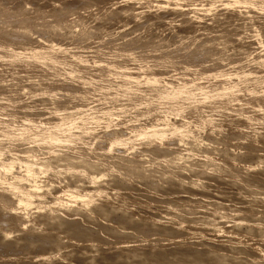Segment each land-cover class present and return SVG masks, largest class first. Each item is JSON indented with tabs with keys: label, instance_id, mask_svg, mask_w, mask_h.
<instances>
[{
	"label": "rangeland",
	"instance_id": "374dc122",
	"mask_svg": "<svg viewBox=\"0 0 264 264\" xmlns=\"http://www.w3.org/2000/svg\"><path fill=\"white\" fill-rule=\"evenodd\" d=\"M158 1L159 4L157 0H0V128L4 124L18 131L28 122L34 121L38 125L52 122L54 125L66 120L60 122V131L68 128L79 138L86 136L77 139L85 141L82 143L87 146H82L77 139V143L73 140L69 143L73 145L65 144L66 147L62 144L55 145L56 148L52 146L56 150L59 148L57 151L66 148L64 150L69 153L65 156L67 153L61 150L56 160L51 155L55 150L51 153V148L49 150L46 143V146L41 143V147L48 148V158L52 156L55 164L60 160L71 163L69 160L78 159L79 162L81 157L87 159L96 154L95 158L91 157L92 161H99L98 167L83 158V163L80 161L83 165L90 164L85 170L89 173L84 176L79 174L82 164L73 161L71 164L75 168L80 167L69 171L71 174L66 169L56 170L61 162L53 164L57 167L51 169L53 174L50 170L39 173L41 180L54 177L49 183L52 186L44 184L41 187L40 184L35 190L40 191L43 200L50 201L59 196L58 199L65 202L63 206L52 207L55 210L49 208L54 215H50L47 208L48 211L39 208L33 212L38 209L37 203L28 211L33 213H26L24 219L17 217V205L10 197L13 194L0 187V192L6 191L3 192L6 195L0 193V197L3 196L0 198V241L2 233L8 231L10 238L7 237V241L13 239L0 243V264H250V261L251 264H264V22L254 19L261 14L255 7L247 10L241 7L249 0ZM64 5L68 8L62 10ZM117 71L128 73V76H121ZM181 87L184 90H180ZM158 89L170 93L181 91L182 98L175 103L176 111L167 108L174 99L157 98ZM187 95L193 99L187 100ZM215 102L217 104L213 106ZM72 110L75 113L68 114ZM75 110L80 115L77 116ZM200 116L210 122L197 125L192 136H186L182 141L172 139L175 122L196 121ZM83 118L97 124L90 126L89 121V124L82 122ZM162 120L171 124L165 128L167 138L164 136L163 141L167 140V144L159 140L135 145L123 143L125 139H131V127L144 128L150 123H164ZM86 126L90 127L83 128ZM4 136H0V145L6 147L5 150L12 147V151L8 148L10 153L20 155L19 150L25 144L27 148L22 151L29 155L27 159L33 160L30 155H34L38 163L40 146L27 140L32 147H38L36 156L34 151H25L31 148L26 140L20 144L21 139L15 142L13 136ZM115 136L121 141L109 145L108 138ZM159 143L162 150L159 149V153L155 150L156 155L153 149ZM75 144L85 150L80 147L74 150ZM190 146L193 147L189 150ZM44 147L41 152L45 151ZM76 149L82 153L75 154ZM86 150L92 153L87 155ZM171 150L178 151V156ZM57 151L54 155H59ZM190 151L193 153L188 154ZM7 152H4L5 156H8ZM168 152L174 159L170 160ZM42 154L46 151L40 158ZM179 155L183 156L179 159ZM43 157L41 160H45L46 156ZM98 157L100 160H96ZM113 159L116 161L111 162ZM100 161L106 163L103 164L106 169L110 162L113 163L114 170L110 165L107 172ZM21 164L23 161L15 163L17 166L8 170L13 173L7 172L4 178L10 180L9 176L21 171ZM91 168L96 172L101 168L103 172L99 174L104 173V177L94 180ZM37 179L39 182L40 178ZM76 183L83 191L81 198L78 196L72 201L73 197L69 198L65 192L67 197H61L63 192L60 190ZM55 191H59V195ZM77 199L82 203H77ZM40 209L47 211L48 217L46 213V216L41 215ZM36 212L43 217L37 216ZM11 213H15L16 219ZM25 217H28V223ZM1 225H8L9 228L5 227L8 230L2 231ZM31 227L38 230L34 232Z\"/></svg>",
	"mask_w": 264,
	"mask_h": 264
},
{
	"label": "bare ground",
	"instance_id": "6f19581e",
	"mask_svg": "<svg viewBox=\"0 0 264 264\" xmlns=\"http://www.w3.org/2000/svg\"><path fill=\"white\" fill-rule=\"evenodd\" d=\"M27 1V0H26ZM157 2H158V4H159V1L157 0ZM162 4V3H161ZM60 5V4H59ZM58 5V6H59ZM54 6V5H53ZM52 6V7H53ZM38 7V6H37ZM67 6H65L64 5V8H62V10H65V8H66ZM68 8V7H67ZM39 9V8H38ZM155 9V8H154ZM15 10V9H14ZM31 10V9H30ZM12 11V10H11ZM37 11V10H36ZM36 11L34 12V13H36ZM59 11H60V9H59ZM58 11V12H59ZM13 12V11H12ZM11 13V12H10ZM29 13V12H28ZM60 13V12H59ZM156 13V12H155ZM50 14V13H49ZM4 15V14H3ZM18 15V14H17ZM7 16V15H6ZM21 16V15H20ZM36 16V15H35ZM51 16V15H50ZM23 18V17H22ZM45 18V17H44ZM20 19V18H19ZM30 19V18H29ZM26 21V20H25ZM55 21V20H54ZM5 22V21H4ZM25 23V22H24ZM28 24V23H27ZM41 24V23H40ZM43 24V23H42ZM36 25V24H35ZM38 25V24H37ZM19 26V25H18ZM29 26V25H28ZM51 27V26H50ZM56 27V26H55ZM9 28V27H8ZM44 29V28H43ZM56 29H57V27H56ZM12 30V29H11ZM36 30V29H35ZM3 32V31H2ZM9 33V32H8ZM12 37V36H11ZM18 37V36H17ZM36 38V37H35ZM42 38V37H41ZM47 38V37H46ZM44 40V39H43ZM40 41V40H39ZM33 42V41H32ZM38 42V41H37ZM260 43H262V41L260 42ZM262 45H263V43H262ZM261 45V46H262ZM260 46V45H259ZM129 55V54H128ZM61 56V55H60ZM130 56V55H129ZM48 58V57H47ZM46 58V59H47ZM51 58H53L52 56H51ZM57 58V57H56ZM166 58V57H165ZM188 59V58H187ZM50 60V59H49ZM98 60V59H97ZM165 60V59H164ZM59 61V60H58ZM106 61V60H105ZM25 62H27L26 60H25ZM31 62H33V61H31ZM50 62V61H49ZM64 63V62H63ZM47 64V63H46ZM49 64H52V63H49ZM61 64V63H60ZM114 64V63H113ZM53 65V64H52ZM110 65V64H109ZM112 65V64H111ZM115 65V64H114ZM20 66V65H19ZM115 67V66H114ZM123 67V66H122ZM130 67V66H129ZM193 67V66H192ZM43 68V67H42ZM104 68V67H103ZM126 68V67H125ZM109 69V68H108ZM123 69H124V67H123ZM122 69V70H123ZM96 70V69H95ZM120 71V70H119ZM38 73V72H37ZM134 73V72H133ZM117 74H119V75H121V76H128V73L126 74V73H123V72H118L117 71ZM131 74H132V72H131ZM130 74V75H131ZM182 74V73H181ZM34 75V74H33ZM173 75V74H172ZM45 76V75H44ZM32 77V76H31ZM47 77V76H46ZM135 77V76H134ZM194 77V76H193ZM137 78V77H136ZM146 78V77H145ZM148 79H151V76H150V78H148ZM152 79L153 80H157L156 79V77H154L153 78V76H152ZM163 79V78H162ZM57 80V79H56ZM132 80H134V79H132ZM147 80V79H146ZM239 80V79H238ZM173 81V80H172ZM122 82H124V81H122ZM147 83H148V81H146ZM218 82V81H217ZM142 83V82H141ZM154 83V82H153ZM181 83V82H180ZM179 83V84H180ZM121 84V83H120ZM122 85H124V83L122 84ZM127 85V84H126ZM126 85H124V86H126ZM223 85V84H222ZM62 87V86H61ZM120 87V86H119ZM122 87V86H121ZM150 87V86H149ZM183 87V86H182ZM179 88L180 90H184L183 88ZM184 87H185V85H184ZM254 87V86H253ZM45 88V87H44ZM160 88H161V86H160ZM159 88V89H160ZM162 88H164V87H162ZM176 88V87H175ZM119 89V88H118ZM147 89H150V88H147ZM158 89V90H159ZM166 89V88H165ZM170 89V88H169ZM174 89V88H173ZM178 89V88H177ZM218 89V88H217ZM217 89H215V90H217ZM65 90V89H64ZM135 90V89H134ZM143 90V89H142ZM153 90V89H152ZM177 91V90H174L173 91V93H170L169 91H167V90H162L161 89V91L159 92V95H158V99L160 100V99H164V98H168V100H170L169 98H171V99H174L170 104H169V107H167L169 110H174V109H176V107H175V103L177 102V100L178 99H180V98H182V93H181V91ZM124 91V90H123ZM125 91H127V90H125ZM154 91V90H153ZM119 92H121V90L119 91ZM185 92V91H184ZM188 92H190V91H188ZM211 92V94L212 93H214V91H210ZM244 92V91H243ZM85 93V92H84ZM106 93V92H105ZM123 93V92H122ZM186 93V92H185ZM191 93H193V92H191ZM194 93H195V91H194ZM193 93V94H194ZM130 94V93H129ZM138 94V93H137ZM198 94V93H197ZM81 95V94H80ZM79 95V96H80ZM131 95H133V94H131ZM136 95V94H135ZM155 95H157V94H155ZM195 95V94H194ZM114 96V95H113ZM119 96V95H118ZM137 96V95H136ZM213 96V95H212ZM103 97H104V95H103ZM126 97V96H125ZM133 97V96H132ZM154 97V96H153ZM156 97V96H155ZM209 97H211V96H209ZM106 98V97H105ZM131 98V97H130ZM136 98V97H135ZM140 98H142V97H140ZM199 98V97H198ZM80 99V98H79ZM151 99V98H150ZM150 99H148V100H150ZM192 100L193 99V96H191V95H187V100ZM200 99V98H199ZM204 99V98H203ZM136 100V99H135ZM228 100V99H227ZM84 101V100H83ZM153 101H155V100H153ZM179 101V100H178ZM183 101H185V100H183ZM221 101V100H220ZM210 102V101H209ZM208 102V103H209ZM223 102H227V101H223ZM218 103H219V101H218ZM228 103V102H227ZM152 104V103H151ZM179 104V103H178ZM214 104H217L216 102L215 103H213V106H214ZM221 104V103H220ZM219 104V106H221ZM168 105V104H167ZM81 106H83V105H81ZM223 106V105H222ZM2 107V106H1ZM80 107V106H79ZM125 107V106H124ZM183 107H184V105H183ZM199 107V106H198ZM210 107V106H209ZM23 108V107H22ZM52 108V107H51ZM92 108V107H91ZM166 108V109H167ZM192 108V107H191ZM201 108V107H200ZM203 108V107H202ZM10 109V108H9ZM50 109V108H49ZM54 109V108H53ZM58 109V108H57ZM63 109V108H62ZM87 110V109H86ZM108 110V109H107ZM179 110V109H178ZM76 112H77V116H78V112L79 111H77V110H75ZM174 111H176V110H174ZM180 111V110H179ZM183 111V110H182ZM198 111V110H197ZM200 111V110H199ZM23 112V111H22ZM53 112H54V110H53ZM59 112V111H58ZM74 111L72 110V112L70 111H68V114H72ZM81 112V111H80ZM82 112H83V110H82ZM81 112V113H82ZM89 112V111H88ZM103 112V111H102ZM193 112V111H192ZM196 112V111H195ZM48 113V112H47ZM56 113V112H55ZM61 113V112H60ZM66 113V112H65ZM75 113V112H74ZM73 113V114H74ZM85 113V112H84ZM38 114V113H37ZM64 114V113H63ZM62 114V115H63ZM83 114V113H82ZM86 114V113H85ZM199 114H202V113H200L199 112ZM199 114H197L198 116H199ZM35 115V114H34ZM80 115V114H79ZM96 115V114H95ZM162 115V114H161ZM204 115V114H203ZM71 115H69L68 117H70ZM81 117V116H80ZM104 117V116H103ZM206 117H207V115H206ZM33 118H35V117H33ZM82 118V117H81ZM101 118V117H100ZM199 118V117H198ZM57 119H58V116H57ZM61 119V118H60ZM71 119V118H70ZM97 119V118H96ZM158 119V118H157ZM181 119V118H180ZM196 119V118H195ZM247 119V118H246ZM7 120V119H6ZM23 120V119H22ZM46 120V119H45ZM50 120V119H49ZM78 120V119H77ZM87 120V119H86ZM84 120V118H83V121L82 122H84L85 121V123L87 122V124H89L88 123V121L90 122V126L92 125V123L94 124L96 121L95 120H93V121H95V122H92L91 123V121L90 120ZM198 120V121H197ZM196 121L195 120H186V121H179V122H175L174 124L175 125H173V126H175L174 128H172V139L174 138V139H176V138H178V140L180 141L181 139H183L184 137H186V136H192V134H193V132H194V128L195 127H197V125H200V124H202V123H206V122H210V119H206V118H204V116H200V118L199 119H197ZM1 121V120H0ZM15 121V120H14ZM27 121H28V119H27ZM30 121H33L32 119L30 120ZM41 121H42V119H41ZM64 121H66V120H64ZM64 121H60L61 123L62 122H64ZM100 121V120H99ZM102 121V120H101ZM156 121V120H155ZM163 121V120H162ZM3 122V121H2ZM8 122V121H7ZM6 122V123H7ZM49 122V121H48ZM60 122H58V124L56 123V124H45V125H38V124H36V123H34V121L33 122H28L27 123V125L25 126V127H23L22 129H19L18 131H16L15 129H13L11 126H9V125H4V124H1V128H0V131H1V134L2 135H0V136H7V137H12L13 139H16V140H13V141H15V142H17V139H21L20 141H19V143L20 144H22L21 142H23V140H26L25 142H27V140H29L30 141V144L33 142L34 144H36L37 146H40V148H41V150H42V148L44 147V146H46L45 145V143L47 144V147L49 148V150H50V148L52 147V146H54L55 148H56V146L55 145H58L59 146V144H60V146H62V145H64L65 147L67 146V145H65V144H68V145H73V144H69V143H72L73 142V140H75V139H77V138H79V136L78 135H76V134H74L73 132H71V130L70 129H68V128H64V131H60L62 128V126H61V123ZM72 122V121H71ZM71 122H69L70 124H71ZM104 122V121H103ZM108 122V121H107ZM164 122V121H163ZM223 122V121H222ZM24 123V122H23ZM54 123H55V121H54ZM74 123V122H73ZM101 123V122H100ZM160 123V122H159ZM157 124V123H154V124H151L150 123V125H144L145 127L144 128H140V127H136L135 129L133 128V129H129L130 130V132H131V130H132V132L129 134L130 136H131V139L130 140H127V139H125L126 141H123V143H130L131 145H135V144H142L143 142H147L148 143V141H149V143H150V141H156V140H159L158 142H162L163 141V139H164V136L167 138V136H166V132H165V128L168 126V125H171V124H169L170 122H164V123H162L161 122V124ZM15 124V123H14ZM22 124V123H21ZM86 124V125H87ZM97 123H95V125H96ZM99 124V123H98ZM3 125V126H2ZM10 125H12V123L10 122ZM63 125V124H62ZM100 125V124H99ZM214 125V124H213ZM14 126V125H13ZM16 126V125H15ZM21 126V125H20ZM89 126V127H90ZM130 126V125H129ZM137 126V125H136ZM17 127V126H16ZM67 127V126H66ZM88 126H86V127H83V128H86V129H88L89 128ZM141 127H143V126H141ZM230 127V126H229ZM238 127V126H237ZM19 128V127H18ZM103 128V127H102ZM171 128V127H170ZM68 129V130H67ZM84 132V131H83ZM110 132V131H109ZM129 133V131H126V133ZM77 133V132H76ZM89 133V132H88ZM105 133H107V132H105ZM127 133V134H128ZM80 135V134H79ZM115 135V134H114ZM126 135V134H125ZM4 136V137H5ZM81 136V135H80ZM85 136V135H84ZM110 136V135H109ZM123 135H121V137H122ZM126 136H128V135H126ZM7 137H5V138H7ZM95 137V136H94ZM83 138H86V136L85 137H83ZM83 138H79L80 140H82ZM91 138V137H90ZM128 138H129V136H128ZM165 138V139H166ZM191 138V137H190ZM194 138V137H193ZM11 139V138H10ZM92 139H93V137H92ZM110 139V140H109ZM91 140V139H90ZM121 141V138H119V137H117V136H115V137H112V138H108V142H109V145H111V143H116L117 141ZM177 140V139H176ZM201 140V139H200ZM28 141V142H29ZM76 141V140H75ZM74 141V142H75ZM77 141H78V139H77ZM77 141H76V143H77ZM174 141V140H173ZM182 141V140H181ZM192 141V140H191ZM190 141V142H191ZM12 142V141H11ZM27 142V144H29ZM36 142V143H35ZM82 142H85V141H82ZM82 142H79L78 141V143H82ZM163 142H165V140L163 141ZM167 140H166V144H167ZM171 142H172V140H171ZM178 142V141H177ZM189 142V141H188ZM198 142V141H197ZM32 143V144H33ZM41 143L44 145H42L43 147H41ZM64 143V144H63ZM88 143V142H87ZM120 143V142H119ZM119 143H118V145H119ZM155 143V142H154ZM182 143V142H181ZM192 143H195L194 141L192 142ZM5 144V143H4ZM11 144V143H10ZM14 144V143H13ZM29 144V145H30ZM40 144V145H39ZM62 144V145H61ZM103 144V143H102ZM106 145H107V142L105 143ZM117 144V143H116ZM122 143H120V145H121ZM125 144H123V145H125ZM174 144H176V143H174ZM197 144H199V143H197ZM202 144V143H201ZM35 145V146H36ZM50 145V146H49ZM77 144H75L74 146H72V147H74V150H75V147H77L76 146ZM82 146H85L86 145V143H85V145H83V143L81 144ZM144 145V144H143ZM189 145V144H188ZM190 145H191V143H190ZM194 145V144H193ZM10 146V145H9ZM27 146V145H26ZM25 146V144H24V147H23V149H26L27 147ZM32 147V145H30V149H27V150H25L26 152L28 151V152H30V151H34L35 152V154H36V152H37V150H39V149H37L38 147ZM57 146V147H58ZM63 146V147H64ZM87 146V145H86ZM105 146V145H104ZM115 146V145H114ZM122 146V145H121ZM126 146H128V145H126ZM141 146V145H140ZM156 146H158L157 148L155 147V149H153L151 146V148L153 149V151L154 152H158V150L160 149V150H162L161 148H160V146L162 147V144H157ZM166 146V145H165ZM197 146V145H196ZM15 147V146H14ZM18 147H20L21 149H22V147L21 146H18ZM17 147V149L19 150V148ZM70 147V146H69ZM80 147V146H79ZM79 147H77V148H79ZM111 147H113V146H111ZM110 147V148H111ZM178 147V146H177ZM193 146H190L189 147V150L192 148ZM201 147V146H200ZM222 147V146H221ZM5 148L6 147H3V146H1L0 145V159H2V156L7 152L6 150H8V148L11 150V148L12 147H8L6 150H5ZM29 148V147H28ZM35 148H36V151H35ZM48 148L46 149L45 147H44V150L46 151V154H42L41 156V158H44L43 156H46L45 157V160L47 161L46 162V164L44 163L45 162V160L44 159H42L41 160V158H40V154L41 153H45V151H42L41 152V150H40V152L38 153L39 155L37 156V154H36V156L37 157H39L38 158V163H37V159H35V158H33L34 157V155H30L31 157H32V159L33 160H31L30 159V161H29V159H27V158H30L29 157V155L28 156H26L27 155V153H25V152H23L22 150H19L20 152H21V154L20 155H18V153L17 154H14V153H10V151L8 150V152L7 153H9V154H7L8 156H3V158H5V159H2V160H0V187L2 186V187H4L3 189H5V190H8V193H9V191H10V195L11 194H13L12 196H10L8 193V195L10 196V197H12V198H14V200H15V204L17 205V211H19V213L17 212L16 214H18V216L17 217H19L20 216V218H22L23 217V219H24V215L26 216V213H28V211H30V209H32V207H33V209H34V206H35V204H39L38 206H36L38 209L36 210V208L34 209V210H32L33 212H35V211H39V208H45V210H49V208L51 207H55V206H60V205H62V203L64 204L65 202H61L59 199H58V197H53L50 201L49 200H43V198H42V195H41V193H40V191H39V193H37L35 190H38V188H40V184H42V186L41 187H43V185L45 184H48V185H50L51 184V180L52 179H54V177H50V179L51 180H48V179H44V180H41V177L40 176H38L39 175V173H41L42 171H49L50 173H51V169H53L54 168V166L55 165H58L60 162V165L63 163V165H66L65 167L63 166V165H61V167L63 166V168H61V167H59L60 165H58V168L56 169V170H58V169H66V172L68 171H70L71 172V170H74V166L71 164L72 163V161L73 162H78V161H76V160H78V159H75V160H69V162L71 161V163H66V162H62L60 159V162L59 163H57V164H55V162H56V160H57V158L60 156V151L61 150H64V149H66V148H64V149H61V150H59V151H57L59 148H57V150L56 149H53V148H51V150L49 151V152H51V151H53V150H55V151H57V152H59V155H56V154H58V153H56L55 155H54V153H55V151H54V153L53 154H51L52 156H55L54 158H56V160H54V158H52V156H51V158H48ZM71 148V147H70ZM81 148V147H80ZM86 148H88V147H86ZM92 148V147H91ZM98 148V147H97ZM101 148V147H100ZM109 148V149H110ZM116 148V147H115ZM124 148V147H123ZM147 148V147H146ZM169 148V147H168ZM16 149V148H15ZM82 149V148H81ZM83 149L85 150V148L83 147ZM82 149V150H83ZM112 149V148H111ZM165 149V148H164ZM163 149V150H164ZM194 149V148H193ZM69 150V149H68ZM73 149H72V151H74ZM80 149H76V152H75V154H78L77 152L79 151ZM81 150V151H82ZM98 150V149H97ZM105 150V149H104ZM107 150V149H106ZM146 150V149H145ZM156 150V151H155ZM167 150V149H166ZM165 150V151H166ZM169 150H170V148H169ZM168 150V151H169ZM177 150V149H176ZM176 150H171L172 151V154L173 153H175V155H177V152L178 151H176ZM179 150V149H178ZM12 151V150H11ZM17 151V150H16ZM16 151H13V152H16ZM19 151H17V152H19ZM65 151V150H64ZM63 151V152H64ZM70 151V150H69ZM81 151H79V152H81ZM88 150H86L85 151V153L87 152ZM99 151V150H98ZM117 151V150H116ZM165 151H164V154H166L165 153ZM174 151V152H173ZM5 152V153H4ZM33 152V153H34ZM63 152H61V153H63ZM66 153H67V150L65 151ZM64 152V153H65ZM94 152H95V150H94ZM97 152V151H96ZM95 152V153H96ZM101 152H103V150L101 151ZM151 152H152V150H151ZM154 152H152V153H154ZM157 152L155 153L156 155H157ZM163 152V151H162ZM186 152V151H185ZM191 153H189L188 152V154H192L193 153V151H190ZM32 153V154H33ZM63 153V155H65ZM73 153V152H72ZM82 153V152H81ZM89 153V154H88ZM90 153H92V152H90V150H89V152H87V155H90ZM100 153V152H99ZM151 153V154H152ZM159 153V152H158ZM181 152H179V154H180ZM23 154L26 156V157H24L23 158ZM28 154H30V153H28ZM50 154H49V156H50ZM69 153H67V155H65V156H69L68 155ZM80 154V153H79ZM84 154V153H83ZM105 154V153H104ZM109 154V153H108ZM168 154H169V152H168ZM183 154V153H182ZM186 154H187V152H186ZM96 155V154H95ZM95 155L94 156H91L92 158L94 157L95 158ZM98 155V154H97ZM102 155V153H100L99 154V156H101ZM136 155V154H135ZM160 155H162V154H160ZM170 156H171V152H170V154H169ZM174 155V154H173ZM171 156V158H170V160L172 159V157H173V159H174V156ZM62 156V155H61ZM72 156L74 157L75 155H73L72 154ZM80 156H82V155H80ZM137 156V155H136ZM136 156H135V158H136ZM159 156V155H158ZM165 156H167V155H165ZM170 156H168V158L170 157ZM178 156V155H177ZM183 156V155H182ZM182 156H180L179 155V157H177V158H179L180 159V157H182ZM191 156V155H190ZM264 156V155H263ZM7 157V158H6ZM36 157V158H37ZM71 157V156H70ZM73 157L72 158H68V159H73ZM87 157V156H86ZM91 157H89V158H84V160L83 161H85V159L87 160L86 162L88 163L89 161H92V158ZM122 157H124V156H122ZM151 157H154V156H151ZM161 157V156H160ZM176 157V156H175ZM206 156H204V158H205ZM259 157V156H258ZM61 159H63L62 157H60ZM76 158H77V155H76ZM80 158V157H79ZM82 157L79 159L81 162H82V159H83ZM161 158H163V157H161ZM160 158V159H161ZM260 158H261V154H260ZM34 159H35V161H34ZM100 160V158L98 157L96 160ZM117 159H118V157H117ZM123 159V158H122ZM143 159V158H142ZM151 159H154V160H157L156 158H151ZM165 159H167L166 157H165ZM176 159V158H175ZM246 159V158H245ZM44 160V161H43ZM102 160H104V159H102ZM109 160V159H108ZM111 160V159H110ZM127 160V159H126ZM137 160V162L139 163V162H141V161H138V159H136ZM147 160V159H146ZM153 160V161H154ZM159 160V159H158ZM162 160V159H161ZM169 160V159H168ZM167 160V161H168ZM178 160V159H177ZM193 160V159H192ZM198 160V159H197ZM211 160V159H210ZM210 160H208V161H210ZM215 160V159H214ZM22 161H23V164H21V165H23L22 167L23 168H21V165L19 166V168L20 169H22L21 171H19V172H15L14 174H12L11 175V177L9 176V178H11L10 180H8V179H5L4 178V176H6V175H8V173L7 172H10V171H12V170H10V171H8L9 169H12L13 168V165L15 164V163H22ZM43 161V162H42ZM64 161H65V158H64ZM79 161V162H80ZM105 161V160H104ZM116 161V160H115ZM114 161V159H113V161H111V162H115ZM122 161V160H121ZM145 161V160H144ZM166 161V160H165ZM176 161V160H175ZM194 161V160H193ZM213 161V160H212ZM78 162V163H79ZM79 163V164H82V163ZM85 162V163H86ZM97 162H99V161H97ZM97 162L95 161V163L92 161L91 162V165H92V163L94 164V165H97ZM101 162H103V161H100V163ZM105 162H108V161H105ZM104 162V163H105ZM111 162L108 164L109 166L111 165V167H112V171L114 170L113 169V166H112V164H111ZM119 162H120V160H119ZM124 162H128V164H130L129 162L130 161H124ZM136 162V161H135ZM158 163L160 162V161H157ZM173 162V161H172ZM66 163V164H65ZM74 164V165H79V164ZM104 163H101L102 164V168H103V164ZM118 163V162H117ZM132 163V162H131ZM142 163V162H141ZM141 163H139V164H141ZM144 163V162H143ZM146 163H148V162H146ZM161 163V162H160ZM215 163V162H214ZM251 163V162H250ZM53 164H55V165H53ZM106 164V163H105ZM105 164H104V166H105ZM121 164H122V162H121ZM127 164V165H128ZM138 164V165H139ZM145 164V163H144ZM209 164H210V162H209ZM90 165V164H89ZM88 165V166H89ZM93 165V166H94ZM118 165V164H117ZM125 164H123V166H124ZM130 165H132V164H130ZM152 165V164H151ZM15 166V165H14ZM17 166V165H16ZM15 166V167H16ZM45 166H47V168H44ZM82 166L85 168V169H83V167H81L80 168V170H82L81 171V173H79V174H83V176L86 174V175H88L87 173H89V172H86L85 170H88L89 169V167L86 165V164H82ZM98 166V165H97ZM109 166H107V169H109L108 167ZM116 166V165H115ZM121 166V165H120ZM126 166V165H125ZM133 167L134 166H137V165H132ZM132 166L130 167L131 169H133L132 168ZM140 166V165H139ZM142 166V165H141ZM145 166V165H144ZM170 166V165H169ZM171 166H173V165H171ZM176 166V165H175ZM199 166H200V163H199ZM211 166V165H210ZM217 166V165H216ZM244 166V165H243ZM12 167V168H11ZM79 167H80V165H79ZM78 167V168H79ZM99 167V166H98ZM98 167H97V169H98ZM193 167V166H192ZM218 167V166H217ZM78 168L76 167L75 169H77L78 170ZM86 168H88V169H86ZM116 168V167H115ZM117 168H118V166H117ZM129 168V169H130ZM155 168V167H154ZM165 168V167H164ZM167 168V167H166ZM178 168V167H177ZM195 168V167H194ZM228 168V167H227ZM96 169V170H97ZM100 170H102L101 168H99ZM103 169H106V168H103ZM107 169H106V171H107ZM130 169V170H131ZM137 169V168H136ZM148 169V168H147ZM146 169V170H147ZM55 170V171H56ZM80 170H79V172H80ZM93 169L91 168V172H92V175H93V179L94 180H96L97 178L96 177H102L103 175H104V173H102V176H101V174H99L100 172H103V170L102 171H100L99 170V172H96V171H92ZM130 170H126V171H130ZM156 170V169H155ZM219 170H221V169H219ZM54 171V172H55ZM65 171V170H64ZM74 171H76V170H74ZM105 171V170H104ZM110 171V170H109ZM109 171H107V172H109ZM132 171V170H131ZM152 171V170H151ZM153 171H154V169H153ZM183 171V170H182ZM246 171V170H245ZM53 172V171H52ZM59 172V171H58ZM68 173V174H71V173ZM117 171H115V173H116ZM119 172V171H118ZM158 172V171H157ZM7 173V174H6ZM12 173H13V171H12ZM44 173V172H43ZM56 174H57V172H55ZM61 173H63L64 174V172L62 171ZM72 173H75L76 174V172H73L72 171ZM78 173V172H77ZM106 173V172H105ZM111 173H113V172H111ZM162 172H160V174H161ZM166 173V172H165ZM176 173V172H175ZM264 173V172H263ZM6 174V175H5ZM10 174V173H9ZM48 174V173H47ZM51 174H53V173H51ZM78 174V175H79ZM98 174H99V176H98ZM119 174V173H118ZM117 174V175H118ZM121 174H122V172H121ZM126 174V173H125ZM134 174V173H133ZM133 174H131V175H133ZM137 174V173H136ZM164 174V173H163ZM66 175V174H65ZM72 175H74V174H72ZM77 175V176H78ZM81 175H79V176H81ZM40 178V180H39V182L37 183L36 182V180H38L37 178L38 177ZM49 176V175H48ZM160 176H162V175H160ZM168 176V175H167ZM171 177H172V175H170ZM8 177V176H7ZM69 177V176H68ZM82 177V176H81ZM86 177V176H85ZM91 177V176H90ZM104 177V176H103ZM120 177V176H119ZM118 177V178H119ZM163 177H165V174H164V176ZM174 177V176H173ZM45 178H47V177H45ZM49 178V177H48ZM78 178V177H77ZM92 178V177H91ZM96 178V179H95ZM100 178H99V180H100ZM184 178V177H183ZM43 179V178H42ZM76 179V178H75ZM79 179V178H78ZM124 179V178H123ZM176 179V178H175ZM81 180V179H80ZM89 180V179H88ZM94 180H92V181H90L91 183L92 182H94ZM102 180V179H101ZM98 181V180H97ZM41 182V183H40ZM52 182H54V181H52ZM102 182V181H101ZM117 182V181H116ZM244 182V181H243ZM18 183V184H17ZM37 183V184H36ZM50 183V184H49ZM80 183V182H79ZM78 183V184H79ZM96 183V182H95ZM29 185V186H25V185ZM53 184V183H52ZM73 184V183H72ZM77 184V183H76ZM78 184L77 185H75L74 184V186H69L68 185V187H66L65 189L63 188V190H60V192H63V194H62V196L61 197H65L66 195L64 194V192L65 193H67V196L69 195L70 197L69 198H72L71 200L73 201L74 199H75V201H76V197H78V196H80L79 198H81V195H83V191H80L79 189H78ZM83 184V183H82ZM100 184H102V183H100ZM81 185V184H80ZM79 185V186H80ZM90 185V184H89ZM88 185V186H89ZM92 185V184H91ZM116 185V184H115ZM114 185V186H115ZM119 185V184H118ZM47 186V185H46ZM50 186H52V185H50ZM67 186V185H66ZM82 186V185H81ZM45 187V186H44ZM57 187V186H56ZM59 187V186H58ZM87 187V186H86ZM86 187H85V189H86ZM96 188H98L97 187V185L95 186ZM50 188V187H49ZM62 188V187H61ZM80 188V187H79ZM84 188V187H83ZM89 188V187H88ZM101 188V187H100ZM104 188V187H103ZM258 188V187H257ZM58 190L60 189V188H57ZM81 190H82V188H80ZM85 189H84V192H85ZM90 189V188H89ZM92 189H94V185L92 186ZM2 191V192H0V193H2V195H6V193H4L3 194V192H6V191ZM45 190V189H44ZM46 190H48V189H46ZM255 190V189H254ZM89 191V190H88ZM90 191H91V189H90ZM57 192H59V191H57ZM56 191H55V193H57ZM59 192V193H60ZM86 192H87V190H86ZM95 191H93L92 193L95 195V193H94ZM171 192V191H170ZM44 193V192H43ZM88 193V192H87ZM58 194V193H57ZM92 194V195H93ZM96 194L98 195V193H97V191H96ZM100 194V193H99ZM194 194V193H193ZM1 195V194H0ZM59 195V194H58ZM63 195H65V196H63ZM84 195H88V194H84ZM89 195H91L90 194V192H89ZM102 195H104V194H102ZM35 196V197H34ZM56 196V195H55ZM66 196V197H67ZM99 196H101V195H99ZM192 196V195H191ZM199 196V195H198ZM197 196V197H198ZM207 196V195H206ZM1 197H3V196H1ZM0 197V198H1ZM9 197V198H10ZM93 197H95V196H93ZM93 197H91V198H93ZM33 198H37V199H33ZM83 198H85V197H83ZM82 198V200L83 201H85L86 199H87V196H86V198L85 199H83ZM91 198H89V200L91 199ZM97 198V197H96ZM96 198L94 199V200H96ZM99 198V197H98ZM103 198H104V196H103ZM191 198V197H190ZM196 198V197H195ZM200 198V197H199ZM4 199V198H3ZM11 199V198H10ZM9 199V200H10ZM47 199V198H46ZM207 199V198H206ZM214 199V198H213ZM6 200V199H5ZM63 200V199H62ZM68 200H70V199H68ZM78 200V202L77 203H79L80 201V199H77ZM104 200V199H103ZM187 200V199H186ZM202 200V199H201ZM64 201V200H63ZM74 201V202H75ZM93 201V200H92ZM0 202H2V199H0ZM12 202V199L10 200V203ZM12 202V203H13ZM71 202V201H70ZM69 202V203H70ZM87 202V201H86ZM4 203V202H3ZM2 203V204H3ZM5 203H7V200H6V202ZM80 203H82V202H80ZM83 203H85V202H83ZM92 203V202H91ZM90 202H89V204H91ZM97 203V202H96ZM209 203V202H208ZM9 204V203H8ZM14 204V205H15ZM66 204H68V203H66ZM65 204V205H66ZM88 204V203H87ZM98 204V203H97ZM3 205H5L6 206V204H3ZM74 205H75V203H74ZM81 205V204H80ZM83 205V204H82ZM86 205V204H85ZM84 205V206H85ZM93 205V204H92ZM0 206H1V203H0ZM63 206V205H62ZM67 206V205H66ZM66 206H65V208H66ZM97 206V205H96ZM3 207V206H2ZM1 207V208H2ZM8 207V206H7ZM11 207V206H10ZM9 207V209L10 210H12V208H13V206H12V208H10ZM16 207V206H15ZM14 207V208H15ZM73 207H75V206H73ZM72 207V208H73ZM87 207V206H86ZM102 207V206H101ZM47 208V209H46ZM50 208V209H51ZM62 208V207H61ZM93 208V207H92ZM100 208V207H99ZM98 208V209H99ZM4 209V208H3ZM8 209V210H9ZM52 209H54V208H52ZM52 209H51V211H52ZM58 209V208H57ZM60 209V208H59ZM67 209V208H66ZM70 209H71V206H70ZM78 209V208H77ZM76 209V210H77ZM80 209V208H79ZM78 209V210H79ZM96 209V208H95ZM97 209V210H98ZM101 209V208H100ZM4 210H7L6 208L4 209ZM47 210V211H48ZM55 210V209H54ZM75 210V209H74ZM75 210V211H76ZM94 210V209H93ZM105 210V209H104ZM1 211H2V209H1ZM29 212V213H33V212ZM44 211V210H43ZM43 211H41V209H40V212H42L41 213V215L42 214H44L45 216H46V212L44 211V213H43ZM65 211V210H64ZM75 211H74V214H75ZM101 211V210H100ZM236 211V210H235ZM56 212V211H55ZM54 212V213H55ZM97 212V211H96ZM99 212V211H98ZM107 212V211H106ZM110 212V211H109ZM188 212V211H187ZM2 213V212H1ZM3 213H4V211H3ZM28 213V214H29ZM36 213H38L39 214V212H36ZM35 213V214H36ZM46 213V214H45ZM52 213V212H51ZM50 213V210H49V214L50 215H52ZM56 213H58V211L56 212ZM105 213V212H104ZM111 213V212H110ZM126 213V212H125ZM12 214V213H11ZM10 214V215H11ZM34 214V215H35ZM102 214V213H101ZM168 214V213H167ZM173 214V213H172ZM13 215V214H12ZM14 215H15V213H14ZM13 215V216H14ZM30 215V214H29ZM37 215V214H36ZM40 214L39 215H37V216H41ZM54 215V214H53ZM104 215V214H103ZM108 215V214H107ZM180 215V214H179ZM36 216V217H37ZM44 216V219L46 218ZM57 216V217H56ZM72 216V215H71ZM112 216V215H111ZM166 216V215H165ZM171 216V215H170ZM175 216H176V214H175ZM10 217V216H9ZM35 217V216H34ZM35 217V218H36ZM43 216H41V218H42ZM47 217H48V214H47ZM54 217H56L57 219H58V215H56L55 214V216ZM62 217V216H61ZM61 217H60V219H61ZM127 217V216H126ZM183 217V216H182ZM12 218H14V219H16L15 218V216L14 217H12ZM26 218V217H25ZM28 218V217H27ZM27 218L25 219V220H27ZM38 218V217H37ZM49 218H50V216H49ZM49 218H47L48 220H49ZM65 218V216L62 218V219H64ZM108 218V217H107ZM162 218V217H161ZM160 218V219H161ZM175 218V217H174ZM177 218V217H176ZM244 218V217H243ZM22 219V220H23ZM57 219H55L57 222L60 220H57ZM120 219V218H119ZM237 219V218H236ZM239 219V218H238ZM261 219V218H260ZM17 220H19V219H17ZM46 220V219H45ZM50 220H52L53 221V219L51 218ZM49 220V221H50ZM55 220H54V222H55ZM108 220V219H107ZM111 220V219H110ZM164 220V219H163ZM241 220V219H240ZM28 221L29 220H27V223H28ZM69 221V220H68ZM76 221H78V220H76ZM125 221H126V219H125ZM124 221V222H125ZM14 222H16V225H17V221L15 220ZM20 222V221H19ZM21 222H23V221H21ZM26 222V221H25ZM62 222L63 221H61V222H59L60 224H62ZM116 222V221H115ZM120 222V221H119ZM66 223V222H65ZM133 223V222H132ZM226 223V222H225ZM13 224H15V223H13ZM26 224V223H25ZM55 224V223H54ZM59 224V225H60ZM67 224V223H66ZM129 224V223H128ZM176 224V223H175ZM3 225V224H2ZM1 225V228H3V230L2 231H6V230H8V229H5V227H7V226H5V227H3ZM21 225L23 226V224L21 223ZM11 226V225H10ZM25 226H27V224L25 225ZM46 226V225H45ZM55 226V225H54ZM57 226H58V224H57ZM56 226V227H57ZM63 226H64V223H63ZM75 226V225H74ZM38 227V226H37ZM36 227V228H37ZM49 227V226H48ZM73 227V226H72ZM86 227V226H85ZM7 228H9V227H7ZM32 228V227H31ZM63 228V227H62ZM174 228V227H173ZM5 229V230H4ZM33 229V231H34V227L32 228ZM65 229H67V228H65ZM140 229V228H139ZM24 230H26V229H24ZM38 230V229H37ZM37 230H35L34 232H36ZM81 230H84V229H81ZM86 230V229H85ZM27 231V230H26ZM30 231V230H29ZM72 231V230H71ZM89 231V230H88ZM28 232V231H27ZM27 232H25V233H27ZM32 232V231H31ZM67 232V231H66ZM75 232H76V230H75ZM84 232V231H83ZM148 232V231H147ZM252 232V231H251ZM0 233H1V231H0ZM5 233V232H4ZM7 234H3L2 233V237H1V241H0V243L1 244H4V243H6V242H8L7 241V237L8 238H10L9 237V231L8 232H6ZM10 233H11V230H10ZM28 233H30V232H28ZM40 233V232H39ZM88 233V232H87ZM169 233V232H168ZM33 234V233H32ZM44 234V233H43ZM43 234H41V235H43ZM69 234H70V232H69ZM72 234V233H71ZM79 234V233H78ZM27 235V234H26ZM29 236L31 235V234H28ZM35 235H37V234H35ZM41 235H39V236H41ZM75 235V234H74ZM83 235V234H82ZM90 235V234H89ZM0 236H1V234H0ZM33 236V235H32ZM44 236V235H43ZM69 236V235H68ZM85 236V235H84ZM37 237V236H36ZM70 237V236H69ZM76 237V236H75ZM89 237V236H88ZM28 239H29V237H27ZM33 238V237H32ZM71 238V237H70ZM73 238V237H72ZM17 239V238H16ZM28 239H25L26 241H28ZM34 239V238H33ZM74 239V238H73ZM11 240H13V239H11ZM10 240V241H11ZM15 240V239H14ZM78 240V239H77ZM81 240V239H80ZM35 241H36V239H35ZM51 241H53V240H51ZM45 242V241H44ZM49 242V241H48ZM73 242V241H72ZM240 242V241H239ZM19 243V242H18ZM34 243V242H33ZM36 243V242H35ZM53 243V242H52ZM112 243V242H111ZM21 244V243H20ZM27 244H30V243H27ZM32 244V243H31ZM39 244H40V242H39ZM45 244V243H44ZM34 245V244H33ZM36 245V244H35ZM24 246V245H23ZM40 246V245H39ZM38 246V247H39ZM44 246V245H43ZM37 247V246H36ZM42 247V246H41ZM17 248V247H16ZM40 248V247H39ZM124 248V247H123ZM20 249V248H19ZM26 249V248H25ZM24 249V250H25ZM38 249V248H37ZM46 249V248H45ZM172 249V248H171ZM174 249V248H173ZM22 250V249H21ZM43 250V249H42ZM86 251V250H85ZM169 251V250H168ZM36 252V251H35ZM39 252V251H38ZM170 252V251H169ZM172 252V251H171ZM40 253V252H39ZM45 253V252H44ZM173 253V252H172ZM174 253H176V252H174ZM213 253H215V252H213ZM38 254V253H37ZM160 254V253H159ZM177 254V253H176ZM175 255V254H174ZM207 255V254H206ZM259 255V254H258ZM178 256H179V254H178ZM257 256V255H256ZM260 256V255H259ZM171 257V256H170ZM218 257V256H217ZM179 258V257H178ZM261 258V257H260ZM264 258V257H263ZM43 259V258H42ZM175 259H177V257H175ZM235 259H237V258H235ZM163 260H165V259H163ZM173 260V259H172ZM185 261V260H184ZM240 261H242V260H240ZM239 261V262H240ZM250 261V260H249ZM256 262V261H255ZM237 263V262H236ZM241 264V263H240ZM248 264H249V262H248ZM250 264H251V261H250ZM253 264H255V263H253Z\"/></svg>",
	"mask_w": 264,
	"mask_h": 264
},
{
	"label": "clouds",
	"instance_id": "9594fccd",
	"mask_svg": "<svg viewBox=\"0 0 264 264\" xmlns=\"http://www.w3.org/2000/svg\"><path fill=\"white\" fill-rule=\"evenodd\" d=\"M232 6L236 7L237 5ZM241 7H243L245 10L255 7L257 12L261 15L254 17V19H259L264 22V0H249V2L244 3Z\"/></svg>",
	"mask_w": 264,
	"mask_h": 264
}]
</instances>
